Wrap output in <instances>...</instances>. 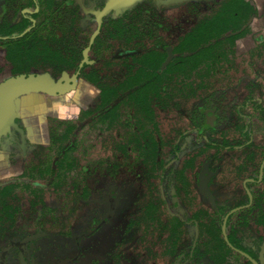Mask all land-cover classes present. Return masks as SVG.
<instances>
[{
  "label": "flooded vegetation",
  "instance_id": "af4514ba",
  "mask_svg": "<svg viewBox=\"0 0 264 264\" xmlns=\"http://www.w3.org/2000/svg\"><path fill=\"white\" fill-rule=\"evenodd\" d=\"M0 123V264H264V0H0Z\"/></svg>",
  "mask_w": 264,
  "mask_h": 264
},
{
  "label": "rangeland",
  "instance_id": "374dc122",
  "mask_svg": "<svg viewBox=\"0 0 264 264\" xmlns=\"http://www.w3.org/2000/svg\"><path fill=\"white\" fill-rule=\"evenodd\" d=\"M189 74H190L189 76H185V79L187 80V82H186L187 85H191L192 84V86L184 87L183 92H182V94L180 93V95L178 93L174 92L173 93V95H174L173 99L169 102L167 107H165V111L163 113L159 112V107H156L153 110V111H155L153 116L155 118L154 120L156 121V125L157 126L160 124L161 120H167V122H168L167 125H168V128H169V130H168L169 131V135H176V132H180L181 129L190 128V125L188 124V118H189L190 113L194 112L196 94L194 93L195 89L193 87V82L191 81V73H189ZM103 77H104V84H111V82H112L111 71L105 72ZM188 79H190V80H188ZM84 85L85 84L82 83V86H80V88H79L80 89L79 92H77L75 94L76 95L75 98L78 96L79 93H82V91H83L84 95L87 94V88ZM92 99H94V97ZM181 100L183 101V103L178 108L175 105L178 102H180ZM94 104H95V102H94ZM112 105H114V104H108L105 109H110V107ZM90 108H93V107H90ZM122 108H126V107H122ZM82 109H85V108H78L77 111L76 110L74 111V113H73L74 115H73V118L71 120L74 124L76 122H78V120L76 119V116L78 115L79 110H82ZM123 111H124V109H123ZM182 116L184 117L185 121H183V117ZM121 117H122L121 118V127H122V125H123L122 123H124V119H123L124 117L123 116H121ZM179 120H181V123H180L181 125H178ZM115 121H116V119H114L112 121L111 119H106L104 117L103 118V123H101V125H100V124H96L95 118H91V119L85 120L84 122L82 121V119H80V122H78V125L82 128L81 129V133L91 132L92 135H93L92 137H94V138H95L96 135H99L100 131H102V133H101L102 136L101 137H102L103 144L105 143V144H107V146H110L111 138H113L114 130L117 127ZM87 126H88V128H87ZM151 127H152V125H151ZM152 129H153V127H152ZM176 137H174V139L169 140V141L175 142L176 141ZM92 147H95V143H93ZM92 150L94 151L93 148H92ZM106 157L109 158V157H111V155L110 154L109 155L106 154L105 158ZM170 158L171 157L168 156V159H170ZM215 233L217 234L216 235L217 238H216L215 242L221 241L222 238H221V235H220V233L218 231V228H217Z\"/></svg>",
  "mask_w": 264,
  "mask_h": 264
},
{
  "label": "water",
  "instance_id": "95a60500",
  "mask_svg": "<svg viewBox=\"0 0 264 264\" xmlns=\"http://www.w3.org/2000/svg\"><path fill=\"white\" fill-rule=\"evenodd\" d=\"M38 80L39 79H37L36 77L35 78H30V77L24 78V82H27V84H34V83L37 84ZM3 125H4L3 123H0V132L2 131Z\"/></svg>",
  "mask_w": 264,
  "mask_h": 264
}]
</instances>
